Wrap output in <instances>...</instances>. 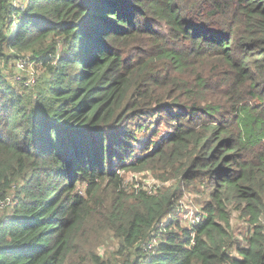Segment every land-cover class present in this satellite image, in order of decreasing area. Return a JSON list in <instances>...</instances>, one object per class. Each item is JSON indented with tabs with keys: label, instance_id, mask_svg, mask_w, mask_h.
I'll return each mask as SVG.
<instances>
[{
	"label": "trees",
	"instance_id": "16d2710c",
	"mask_svg": "<svg viewBox=\"0 0 264 264\" xmlns=\"http://www.w3.org/2000/svg\"><path fill=\"white\" fill-rule=\"evenodd\" d=\"M263 139L264 0H0V264H64L90 216L118 247L75 264H264ZM145 169L202 188L198 220L124 185Z\"/></svg>",
	"mask_w": 264,
	"mask_h": 264
},
{
	"label": "rangeland",
	"instance_id": "374dc122",
	"mask_svg": "<svg viewBox=\"0 0 264 264\" xmlns=\"http://www.w3.org/2000/svg\"><path fill=\"white\" fill-rule=\"evenodd\" d=\"M25 57V58H21ZM29 54L21 53L18 58L11 59L8 63V67L3 70L5 77L16 88V91L24 92L27 95H31L33 91V83L35 79V71L38 70L40 65H36L34 62L28 60ZM33 77V80L29 81V78ZM182 78V76H180ZM26 85L31 86L29 89L24 88ZM219 103L217 98H214ZM167 132L164 130L160 133L163 135ZM264 145V139H263ZM124 178V185L131 189L132 187H141L146 191L154 192L157 188L162 186L178 187L181 190V194L177 193L175 196V210L171 217L176 218L180 225H189L192 223L194 216H198L201 212V207L208 197L205 196V192H202V188H187L173 176L170 171L166 170H136V171H122ZM167 179L163 181L162 179ZM81 186L77 187V190H81ZM9 201L12 198H8ZM5 206H0V215L5 213ZM93 214H97L94 212ZM260 223L264 227V213L260 217ZM232 230L235 234L241 232L246 233L249 229V224L246 218L239 215V211H232L230 214ZM117 242L108 233H103V226L100 224V218L98 216L88 217L84 223L79 224L78 228L73 232L69 246L64 255V264H75L77 260L83 256L87 251L93 250L97 255L105 261L110 263L114 259V252L117 250Z\"/></svg>",
	"mask_w": 264,
	"mask_h": 264
},
{
	"label": "built area",
	"instance_id": "2783aa9c",
	"mask_svg": "<svg viewBox=\"0 0 264 264\" xmlns=\"http://www.w3.org/2000/svg\"><path fill=\"white\" fill-rule=\"evenodd\" d=\"M33 80V77L29 78V81ZM2 206V205H0ZM196 220H198V216H195V218L192 220V223H194Z\"/></svg>",
	"mask_w": 264,
	"mask_h": 264
}]
</instances>
